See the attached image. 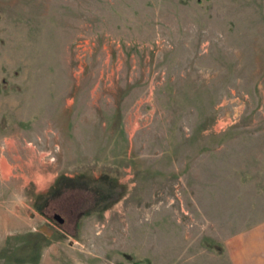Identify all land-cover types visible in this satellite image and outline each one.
I'll use <instances>...</instances> for the list:
<instances>
[{
  "label": "rangeland",
  "instance_id": "rangeland-1",
  "mask_svg": "<svg viewBox=\"0 0 264 264\" xmlns=\"http://www.w3.org/2000/svg\"><path fill=\"white\" fill-rule=\"evenodd\" d=\"M263 218L264 0H0V264H232Z\"/></svg>",
  "mask_w": 264,
  "mask_h": 264
},
{
  "label": "crops",
  "instance_id": "crops-1",
  "mask_svg": "<svg viewBox=\"0 0 264 264\" xmlns=\"http://www.w3.org/2000/svg\"><path fill=\"white\" fill-rule=\"evenodd\" d=\"M227 239L232 264H264V218Z\"/></svg>",
  "mask_w": 264,
  "mask_h": 264
},
{
  "label": "flooded vegetation",
  "instance_id": "flooded-vegetation-1",
  "mask_svg": "<svg viewBox=\"0 0 264 264\" xmlns=\"http://www.w3.org/2000/svg\"><path fill=\"white\" fill-rule=\"evenodd\" d=\"M53 217H54L55 219H57V220H61V221L64 220V217H61V216L58 215L57 213H55V214L53 215Z\"/></svg>",
  "mask_w": 264,
  "mask_h": 264
}]
</instances>
